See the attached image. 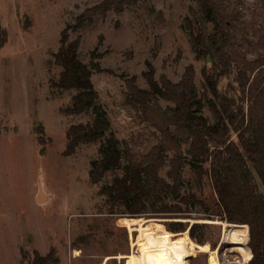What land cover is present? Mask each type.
<instances>
[{"label": "rangeland", "instance_id": "374dc122", "mask_svg": "<svg viewBox=\"0 0 264 264\" xmlns=\"http://www.w3.org/2000/svg\"><path fill=\"white\" fill-rule=\"evenodd\" d=\"M103 1L0 0V264H33L35 252H51L56 264H140L141 244L162 237L179 240L185 234L191 238L193 224H200L197 236L204 244L191 238L197 252L189 264H210V254L202 252L205 245L217 252L220 264H247L235 248L249 247L250 236L246 243L240 227L221 220L211 182L197 177L192 157L183 167L181 193L195 194L206 205L182 216L132 218L108 214L107 198L98 194L121 171L108 173L98 185L89 182L91 162L101 157L99 144L64 155L67 129L93 118L92 111L65 116L62 109L77 92L51 86L60 73L54 56L65 29L72 39L81 38L80 59L89 67L92 59L100 65L101 71L92 75L99 104L111 118L115 136L138 156L148 153L161 136L124 105L125 81L135 79L149 90V64L157 80L167 77L174 83L192 65L201 94L202 70L210 66L197 58L192 46L187 19L193 0H141L73 28L79 15ZM224 5L234 17L235 48L249 60L258 59L264 52V0H224ZM160 103L170 105L163 99ZM203 112L211 118L207 106ZM170 157L161 175L172 183ZM254 182L264 193L260 179L255 176ZM173 222L187 224V229L170 231Z\"/></svg>", "mask_w": 264, "mask_h": 264}, {"label": "trees", "instance_id": "16d2710c", "mask_svg": "<svg viewBox=\"0 0 264 264\" xmlns=\"http://www.w3.org/2000/svg\"><path fill=\"white\" fill-rule=\"evenodd\" d=\"M140 1L105 0L79 15L73 28L83 27L101 14L123 12ZM193 2L191 18L187 19L192 46L198 59L210 62L202 70V93L196 86L192 65L186 68L181 81L174 83L167 77L157 80L149 64L145 73L149 90L140 88L135 79L126 80L124 105L161 136L157 145L139 156L115 136L111 118L99 104L92 75L94 70L101 71L100 65L94 59L91 67L86 65L79 55L81 38L72 39L68 28L62 32L61 46L54 56L60 73L51 80V86L77 92L62 109L65 116L93 113L89 122L67 129L64 155H74L82 145L99 144L101 157L91 162L89 182L98 185L108 173L121 171L98 194L107 198L108 214L122 213L132 218L147 214L182 216L199 204L206 205L195 194L181 193L183 167L192 157L197 177L211 182L221 220L240 227L246 243L250 236L253 257L247 264H264V193L254 182L256 176L264 186V52L258 59L249 60L235 48L236 25L224 0ZM3 41L0 38V46ZM262 48L264 51V43ZM160 99L170 105L164 108ZM205 106L211 118L204 115ZM38 140L44 145L41 135ZM169 154L168 177L172 183L161 175ZM167 196L172 197L170 202H166ZM168 227L173 232H184L187 224L173 222ZM199 227L193 224L190 236L204 244L197 236ZM191 238L187 234L178 237L195 244ZM32 263L56 264L58 259L51 252L46 256L35 252Z\"/></svg>", "mask_w": 264, "mask_h": 264}, {"label": "bare ground", "instance_id": "6f19581e", "mask_svg": "<svg viewBox=\"0 0 264 264\" xmlns=\"http://www.w3.org/2000/svg\"><path fill=\"white\" fill-rule=\"evenodd\" d=\"M241 233L245 241V232L241 231ZM242 245L244 246L235 249L243 256L244 261L248 262L252 258V251L246 244ZM196 246V244L173 238H155L141 244L138 258L140 264H189V258L194 252H197ZM202 252L210 254V264H220L216 257L217 252L211 250L209 245H205ZM78 255L79 252L76 250V256Z\"/></svg>", "mask_w": 264, "mask_h": 264}, {"label": "water", "instance_id": "95a60500", "mask_svg": "<svg viewBox=\"0 0 264 264\" xmlns=\"http://www.w3.org/2000/svg\"><path fill=\"white\" fill-rule=\"evenodd\" d=\"M252 257H253V255H252Z\"/></svg>", "mask_w": 264, "mask_h": 264}]
</instances>
